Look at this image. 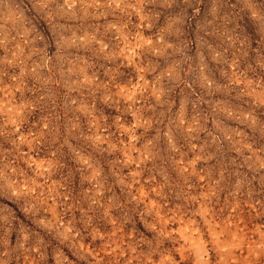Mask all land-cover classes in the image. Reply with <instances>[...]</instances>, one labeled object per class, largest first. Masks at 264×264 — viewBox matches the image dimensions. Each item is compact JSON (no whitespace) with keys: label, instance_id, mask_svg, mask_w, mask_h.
Returning a JSON list of instances; mask_svg holds the SVG:
<instances>
[{"label":"clouds","instance_id":"1","mask_svg":"<svg viewBox=\"0 0 264 264\" xmlns=\"http://www.w3.org/2000/svg\"><path fill=\"white\" fill-rule=\"evenodd\" d=\"M0 205V264H264V0H0Z\"/></svg>","mask_w":264,"mask_h":264},{"label":"rangeland","instance_id":"2","mask_svg":"<svg viewBox=\"0 0 264 264\" xmlns=\"http://www.w3.org/2000/svg\"><path fill=\"white\" fill-rule=\"evenodd\" d=\"M13 213L12 208H5L3 205H0V214L2 215H9ZM19 223V221H17Z\"/></svg>","mask_w":264,"mask_h":264}]
</instances>
